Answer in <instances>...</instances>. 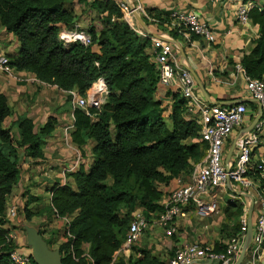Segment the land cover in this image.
<instances>
[{
  "label": "trees",
  "instance_id": "obj_1",
  "mask_svg": "<svg viewBox=\"0 0 264 264\" xmlns=\"http://www.w3.org/2000/svg\"><path fill=\"white\" fill-rule=\"evenodd\" d=\"M71 1L0 0V25L18 42L17 50L2 52L12 71L30 72L43 83L75 90L81 96L103 78L108 91L104 103L72 112L70 141L79 149L88 140L94 142L89 170L79 164L66 172L73 184H53L49 203L41 212L32 211L41 196L33 186L27 188L23 218L28 222L33 216L52 214L53 207L59 216L70 217L66 230L71 236L56 247L63 264H74L72 253L80 257L84 244L94 264H168L153 248L140 244L132 246L128 254L115 253L125 239L133 211L143 208L147 218L157 216L163 209L160 185L188 174L204 156L199 118L186 110L177 89L167 92L173 99L169 108L156 98L158 70L147 51L150 38L139 35L123 20L116 0L85 2L99 16L100 27L94 22L85 27L90 39L86 45L78 41L63 44L59 33L77 23L73 10L65 7ZM167 14L170 18V12ZM248 17L258 35L240 65L247 75L264 82V6L254 5ZM12 114L6 95L0 92V264H10L9 253L17 248L9 235L16 226L10 223L8 199L20 180L21 155L42 158L44 138L58 123L56 116L49 115L35 129L31 118L19 116L5 126ZM242 207L235 203L223 210L226 218L234 220L233 235L240 230ZM37 230L50 247L55 231L45 237ZM261 245L264 247V240ZM224 248L221 242L212 247L216 252ZM30 257L31 264H36L31 253Z\"/></svg>",
  "mask_w": 264,
  "mask_h": 264
},
{
  "label": "crops",
  "instance_id": "obj_2",
  "mask_svg": "<svg viewBox=\"0 0 264 264\" xmlns=\"http://www.w3.org/2000/svg\"><path fill=\"white\" fill-rule=\"evenodd\" d=\"M91 1L92 0H83L81 3L78 0H72L71 3L65 4V7H69L77 16V23L73 29L85 32L84 25L86 24V19L85 15L79 11V7L85 2L90 3ZM116 1H124L129 5L136 4L137 2L135 0ZM245 1H251L253 5L256 6H264V0H138L137 4L140 5L141 10L138 12V17L135 15L133 16V23L131 24L135 31L141 30L145 33L148 32L147 34H149L151 37H157L156 35L162 34V39L166 41H168L167 37L177 41L183 51H179V49H177L169 41L174 47V55L176 57L177 63L180 67L190 72L197 85V91L199 95H201L207 102L211 104L216 102L215 104L222 105H228L236 101L246 102L248 109L247 115L244 118L243 124L236 128L227 140L224 152L225 160L229 149L234 143L230 160L232 159L237 148L240 134L251 124L259 110V104L254 99H252L249 93L246 91V83L242 75L236 70V65L240 64L243 55L249 52L253 47V41L258 35L257 26L251 23L250 20L244 24H241L236 20V9L240 3ZM90 11L91 10L88 11V15L93 13V10L91 12ZM170 11H192L196 13L201 20H204L208 23L214 35V41L208 42L202 37L195 35H189L187 37L183 36L182 33L178 32V29L172 24L171 19L168 17L167 13ZM81 18L83 20H80ZM143 24H145L147 30L144 29L142 26ZM95 25L100 27V23H95ZM0 32H5V36L0 38V52L5 53L17 50L18 42L16 37L11 33H7L1 25ZM173 34H175L176 37ZM10 40L12 42L11 44H8V41ZM147 51L149 53L152 52L151 46L147 48ZM14 72L15 76L8 74L5 76L0 72V92L6 95L8 101L10 90H15V87L18 88L29 86V83L27 82L23 84L19 83L23 81H20L22 79H19L18 77H27L28 79H32L34 77V75L30 72ZM8 76H10V78ZM16 76L18 77L14 79ZM199 83L203 86L209 99L204 96ZM40 84L41 85L38 86H41L43 89L51 88L53 90L55 89L57 91L69 93V91L57 89L55 86H51L43 82H40ZM36 89L37 88H34L33 90L36 91ZM169 91H174V88L157 84L156 98L161 100L164 105H168V108L173 101L172 97L167 94ZM12 97L13 96L10 95L11 99ZM15 98L17 97L15 96ZM62 101L63 100L61 99L59 104H61ZM32 108L34 109L32 110ZM32 108L27 110V112L23 115L31 118L34 123L37 120L43 122L47 117L46 114L42 119L40 112L37 113V110L40 111L37 105H33ZM14 115L15 120L18 116L16 114ZM70 115H72V113ZM262 120L263 126L259 131L260 142L255 147L253 152L254 160L259 162H264V119ZM60 128V125L56 126L52 135H54L56 132L58 133V130H62L63 127L61 129ZM72 129L73 128L70 130ZM59 134H61V132ZM48 140V142H45L43 150L50 148L51 150L57 151L58 155L61 156L52 160L54 164L52 170L55 168L56 171L54 176L49 174L47 170L44 171L46 164H42V162H50V165L52 162L47 161V154L45 152L42 158H24V163L22 166L26 172L23 173L21 170L20 180L8 199L10 208L15 206L18 209L16 215L9 216L11 225L16 226V228L10 231L9 235L12 237L13 242L17 245V249L20 252L26 254H30L31 249L27 246V234L24 229L25 224H28L34 228H47V226H52V231H55L54 241L50 247L47 245L51 250L57 249L56 247L63 240L62 224L60 221H53L54 219L52 218V214H50V218H52L51 223L48 221L50 219L45 217L46 213H44L42 216H33V218L27 222L23 218V213L21 212L26 200V197L23 196V193L27 188H31L33 186L32 189H35L37 195L41 196V200L37 206L32 205L33 212H36L37 210L41 212L43 207L46 206L44 199H48L50 187L53 184H63V182L66 181H69L73 184L72 178L67 175L68 172H59L60 167L69 165L70 161L72 160V147H64L60 142L61 138L59 139V137L54 139L52 136ZM93 144L94 142L92 140H88L87 143L80 148V150L78 149L81 154H83L79 164H82L85 171L89 170V167L93 162V154L91 151ZM175 186L176 182L174 178L169 182L168 185H160V189L164 193L160 200V204L162 206L169 194V191ZM217 196L220 199L219 211L216 214L208 217H200L194 212V210H191L189 211L188 217L178 220V232L170 236L165 235L163 230L158 225L152 224L150 228L146 230L141 241L145 240V242L148 244L147 247L153 248L154 251L161 255L162 251H165L166 249L167 251L169 250V253L167 252V256L170 255V252L186 243L198 242L201 245L213 247L216 242H228V240L234 236L230 232L234 224V220L230 219L228 216L226 218L223 210L226 207L229 208L232 204L241 203L243 205V214L240 216V219L244 215L247 221L245 238L247 236L248 227H250V237L241 264H264V247L261 245V247L256 252H253L254 222L257 217L260 205L259 192L256 189H236L232 183L228 182L227 189L222 192L219 191ZM251 203H253V207L251 213L248 214ZM230 209L232 210V208ZM44 224L45 226H43ZM55 224L56 226L53 227ZM222 230L227 231L225 236L221 235L220 232H222ZM50 234L51 232L44 233V236L49 237ZM244 241L245 239L243 240V243ZM115 254L118 255L119 253L116 252ZM194 264L219 263L212 260L203 259L197 261Z\"/></svg>",
  "mask_w": 264,
  "mask_h": 264
},
{
  "label": "built area",
  "instance_id": "obj_3",
  "mask_svg": "<svg viewBox=\"0 0 264 264\" xmlns=\"http://www.w3.org/2000/svg\"><path fill=\"white\" fill-rule=\"evenodd\" d=\"M135 1L138 2V0ZM137 2L131 7L124 1H117L123 20L132 29L134 13L141 10ZM253 6L251 1L240 3L236 9L237 22L241 24L248 22V12ZM170 19L183 36L195 35L208 42L214 41V35L208 23L201 20L196 13L192 11H170ZM136 32L143 37L150 38L151 59L158 70L157 83L177 89L185 99L186 110L199 118L201 124L199 140L205 143L206 148L202 159L193 164L192 170L188 174H181L174 178L176 186L169 191L163 203V209L157 216L147 218L143 208H137L133 211L125 239L117 252L126 253L130 251L132 246H138L146 230L152 224L158 225L165 235L170 236L178 232V220L188 217L191 210H194L200 217L216 214L219 211L220 198L217 196L218 192L225 191L228 182L232 183L236 189H256L259 192L260 205L254 222L253 238V252H256L264 240V162L254 160L253 152L260 142L259 131L263 126L264 82L258 78L250 77L240 64L236 65V70L242 75L246 83V91L261 106L262 116L250 131L239 136L236 151L227 165L224 158L226 143L233 131L243 124L248 112L246 103L237 101L222 105L207 102L199 95L197 85L190 72L178 65L174 55V47L169 41L155 36L151 37L141 30H136ZM59 39L63 44L78 41L86 45L90 42L85 32L73 28L62 30L59 33ZM0 71L9 74L12 72L8 58L2 53H0ZM33 80L39 82L36 78ZM69 93L72 95L73 112L75 108L86 109L89 105L98 106L104 103L108 91L104 79L98 78L84 96L76 94L74 90H70ZM72 126L73 115L72 123L63 127V137L66 144H70L69 131ZM73 153L75 159L68 167H63V173L78 167L81 157L77 146L73 149ZM49 197H51V193ZM16 213L17 208L12 206L9 210V216H14ZM52 218L53 221L61 222L64 228L61 242H66L71 236L66 230L70 217L59 216L53 207ZM240 223L239 232L225 243L224 250L216 252L213 251L212 247L201 245L198 242L186 243L173 251L168 259V264H194L203 259L212 260L219 264H233L245 239L247 221L244 215L241 217ZM137 254L140 255V253ZM72 259L74 264H94L86 244L83 245V253L80 257L72 253ZM9 262L10 264L32 263L30 254L22 253L17 248L9 253Z\"/></svg>",
  "mask_w": 264,
  "mask_h": 264
},
{
  "label": "rangeland",
  "instance_id": "obj_4",
  "mask_svg": "<svg viewBox=\"0 0 264 264\" xmlns=\"http://www.w3.org/2000/svg\"><path fill=\"white\" fill-rule=\"evenodd\" d=\"M79 11L85 15V19H86V24L84 25L85 27H87V25L89 23H91V22L100 23L99 18H98L99 16L97 14H95L93 12L91 15H88V11L89 10H88L87 4H82L79 7ZM80 20H83V19L81 18ZM2 34H4V35H2ZM2 36H5V32H2V33L0 32V38ZM11 42H12L11 40L8 41V44H11ZM0 53H2V52H0ZM1 73H3V72H1ZM3 74L5 76L7 74L8 75L15 76V72L14 71H12L10 74L9 73H3ZM8 77L10 78V76H8ZM17 77L18 76H16L14 79H16ZM18 78L19 79H22L20 81H23V82H19V83H22L23 84V83H26L27 82V83H29V86L18 87V88L15 87V90H10L8 103L10 104V106L12 108L13 114L10 115V116H8L6 118V120L4 122L5 126H11L10 124L14 121V117H15L14 114H16L18 117L19 116H25L23 114H25L27 112V110H29L30 108H32L33 105H37V107L40 109V111L37 110V113L40 112V114L42 115V119L44 118L43 116H45V114H46L47 117L49 115H54V116H56L57 122H58L56 126H59L60 125V127L62 128L65 125H70L71 120H72V115H70L72 113V104H71L72 95L70 93H65V92L57 91L55 89L53 90L51 88H45V89H43L41 86H38V85H41L40 82L38 83L37 81L33 80L34 77L32 79H28L27 77L26 78L18 77ZM34 88H37L36 91L33 90ZM40 90H42V91H40ZM75 93L78 94L76 91H75ZM10 95L13 96L12 99L10 98ZM15 96L17 98H15ZM61 99L63 101L61 102V104H59V101ZM33 109L34 108H32V110ZM18 117H16V118H18ZM43 122H40L38 120L35 123L33 122L35 124V129H38V127ZM56 126H55V128H56ZM11 130H12L13 136L15 137L14 139H16L17 138L16 128L12 126V129ZM60 132H61V134H59ZM52 133H51L50 136H47V137L44 138V141L45 142L46 141L48 142L49 141L48 139L51 138L52 136H53L54 139H56V138L59 137V139L61 138L60 142L63 144L64 147L68 148V146H71V147L76 148V145L74 143H71L70 140H69L70 141V144H66V141L64 140V137H63V135H64L63 128H62V130H58V133L56 132L57 134L55 133L54 135H52ZM74 148H72V149H74ZM44 152L47 154V161L48 162L49 161H52L53 159H57V158L61 157L60 155H58V152L57 151L51 150L50 148L44 149ZM18 153L19 154L21 153L20 149H18ZM79 153H80V157L83 156V154H81L80 151H79ZM71 158H72V160L70 161V163L75 159V154L74 153H72ZM80 162H81V159H80ZM23 163H24V156L21 155V159H20V162H19V164H20V171L22 170V172L25 173L26 170L22 166ZM42 164H46V166L44 168V171L47 170V172L49 174H51L52 176H54V174L56 173V171H55V168H54V170H52L53 165H54L53 164V161L51 162V165H50V162L49 163L42 162ZM66 166L68 167V165H66ZM62 171H63V167H60V171L59 172H62ZM108 181L110 182V179ZM44 200H45V205H48L49 200H50L49 195H48V199L45 198ZM45 217L46 218H49L50 220H48V221L51 223L52 218H50V212L49 213L47 212L46 215H45ZM25 225H28V224H25ZM28 226H30V225H28ZM43 226H45V224ZM55 226H56V224L53 225V227H55ZM39 229H41L44 233H48V232H52V229L53 228H52V226L51 227L50 226H47V228H40L39 227ZM63 229L64 228L62 226V230ZM220 233H221L222 236L223 235L225 236L226 230H222V232H220ZM217 241H221V240H217ZM221 243L225 244L226 242L224 243V241H221ZM140 245L147 246L148 244H147V242H145V240H142L140 242ZM27 246L30 247L29 238H27ZM163 249H166V248H163ZM167 252L169 253V250L167 251V249L165 251H162L161 252L162 253V256L165 257V260L166 261H168L169 257L173 254V251H172V252H170V255L167 256ZM127 253H129V251L126 252V253H124V254H127Z\"/></svg>",
  "mask_w": 264,
  "mask_h": 264
},
{
  "label": "water",
  "instance_id": "obj_5",
  "mask_svg": "<svg viewBox=\"0 0 264 264\" xmlns=\"http://www.w3.org/2000/svg\"><path fill=\"white\" fill-rule=\"evenodd\" d=\"M131 7H133V5H131ZM134 15L137 17L139 16L138 13H134ZM142 26L144 27V29L147 30V28L145 27V24H143ZM156 36L159 38H162V34H158ZM167 40L170 41L177 49H179V51H183V49L179 46V44L177 43V41L175 39L167 37ZM199 86H200L204 96L207 99H209L207 96V93L205 92V90L203 88V86L200 83H199ZM215 103L216 102H214L213 104H215ZM261 116H262V109H261V106L259 105L258 114L252 120L251 124L248 127H246L240 135H242L244 132L250 131L256 125V123L261 118ZM233 148H234V143L232 144L231 148L229 149V151L226 155V160H225L226 164L229 163V161H230V158H231V155L233 152ZM252 207H253V203L250 204L248 214L251 213ZM24 229L26 231L27 238H29V241H30V247L29 248H31V256H32V258L36 264H63L59 250L58 249H54V250L49 249L46 242L43 240L41 234L38 232V230L36 228H34L32 226L24 225ZM249 237H250V227H248L247 236L245 238V241L243 243V246L241 248L239 256L237 257L234 264H241L243 257H244V254H245V251H246V248H247Z\"/></svg>",
  "mask_w": 264,
  "mask_h": 264
}]
</instances>
